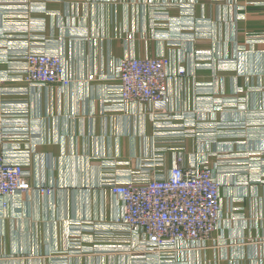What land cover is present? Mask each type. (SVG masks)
I'll return each mask as SVG.
<instances>
[{"label": "crops", "instance_id": "1", "mask_svg": "<svg viewBox=\"0 0 264 264\" xmlns=\"http://www.w3.org/2000/svg\"><path fill=\"white\" fill-rule=\"evenodd\" d=\"M34 49L59 54L71 83L16 80ZM157 56L185 70L169 88L171 122L193 133L177 139L182 150L155 142L145 105L104 101L120 60ZM2 113L27 135L6 148L10 158L26 160L30 182L54 191L0 202V264H132L98 232L123 213L102 184L104 160L139 169L159 143L167 168L177 155L185 165L207 161L221 185L214 241L178 251V262L264 264V0H0ZM243 152L251 170L237 164Z\"/></svg>", "mask_w": 264, "mask_h": 264}, {"label": "built area", "instance_id": "2", "mask_svg": "<svg viewBox=\"0 0 264 264\" xmlns=\"http://www.w3.org/2000/svg\"><path fill=\"white\" fill-rule=\"evenodd\" d=\"M22 59L16 80L39 88L71 83L63 59L57 53L28 50ZM171 66L167 56L123 58L117 75L112 78L115 84L104 101L107 109H122L127 104L145 105L153 122L155 142H160L165 135V139L172 141V145L168 143L165 147L182 150L185 148L179 144L182 140L177 139H186L193 133L186 126L177 129L171 122L177 116L169 110L172 101L169 88L185 70L172 71ZM17 121L12 122L5 113L0 115V202L3 206L12 196L51 195L54 191L51 187L34 186L29 180L28 162L11 159L7 153L6 148L12 142L15 146L20 141L26 145V130L18 132ZM237 125V129H244ZM159 144L153 160L139 169H133L129 161L121 165L115 160H104L102 184L122 202L123 213L113 225L98 232L109 234L116 241L112 244L127 249L132 264H186L178 262V251L208 246L222 221L221 185L215 170L207 161L185 165L181 155L167 168L160 153L164 148ZM75 228L88 229L83 224ZM96 239L99 236L93 240Z\"/></svg>", "mask_w": 264, "mask_h": 264}, {"label": "rangeland", "instance_id": "3", "mask_svg": "<svg viewBox=\"0 0 264 264\" xmlns=\"http://www.w3.org/2000/svg\"><path fill=\"white\" fill-rule=\"evenodd\" d=\"M20 15H23V13L22 14H20ZM260 123H262V122H260ZM168 125H170V123H168ZM168 130H169V128H168ZM165 137V135H163V140H168V141H170L171 140V138H164ZM172 142V141H171ZM231 157H234V156H231ZM236 158H238L237 160H239V161H237L238 163V165L239 166H241V167H239V168H242V170H243V168H244V170H248V169H252L253 168V166H252V164H256V163H254V161H252L253 159V156L251 155V154H248V153H241V154H237L236 156H235ZM252 167V168H251ZM257 169H259V167H256ZM247 173H249V171H246ZM117 235H119L121 238H122V235L121 234H117ZM119 236H117V237H119ZM117 245V244H116ZM137 255H139V253H137ZM130 260H131V262H132V257H130Z\"/></svg>", "mask_w": 264, "mask_h": 264}]
</instances>
